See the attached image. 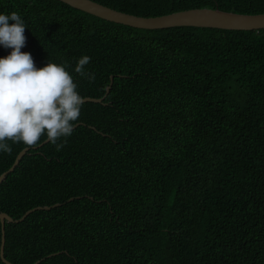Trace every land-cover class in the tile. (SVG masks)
<instances>
[{
  "label": "trees",
  "instance_id": "obj_1",
  "mask_svg": "<svg viewBox=\"0 0 264 264\" xmlns=\"http://www.w3.org/2000/svg\"><path fill=\"white\" fill-rule=\"evenodd\" d=\"M94 1L140 16L264 12V0ZM13 11L27 24L21 52L35 67L67 62L82 97H100L112 83L105 104L83 102L66 146L30 148L0 182V212L14 219L59 203L5 220L4 257L264 264V28L147 29L59 0H0V13ZM10 51L0 46V58ZM82 55L94 81L74 72ZM8 143L0 174L33 146Z\"/></svg>",
  "mask_w": 264,
  "mask_h": 264
},
{
  "label": "clouds",
  "instance_id": "obj_2",
  "mask_svg": "<svg viewBox=\"0 0 264 264\" xmlns=\"http://www.w3.org/2000/svg\"><path fill=\"white\" fill-rule=\"evenodd\" d=\"M26 28L18 12L0 13V46L11 49L0 58V151L9 155L12 148L8 141L31 146L45 135L60 151L73 133L84 101L66 70L67 62L47 59L38 69L31 54L21 52ZM90 61L87 55L79 57L74 72L94 81L95 74L85 70Z\"/></svg>",
  "mask_w": 264,
  "mask_h": 264
},
{
  "label": "water",
  "instance_id": "obj_3",
  "mask_svg": "<svg viewBox=\"0 0 264 264\" xmlns=\"http://www.w3.org/2000/svg\"><path fill=\"white\" fill-rule=\"evenodd\" d=\"M74 8L80 9L89 14L95 15L105 20L113 21L116 23L126 24L133 27L157 29L173 26H197V27H214L223 29H239V30H258L264 28V12L256 14L237 13L233 11L221 10L219 8L210 7H198L189 8L184 10H178L167 14L157 16H140L130 14L124 11H120L104 4H101L94 0H59ZM112 83V77L110 83L106 86L105 93L100 97L85 96L83 102H95L103 103ZM82 122H76L74 127L81 124ZM93 128V126H89ZM47 142V137L31 147L22 148L14 158L11 166L0 174V182L5 176L13 171L18 164L20 158L30 149L41 147ZM70 197L68 201L72 200ZM59 203L52 205L35 206L26 210L20 217L14 219L5 212H0V258L5 264H13L4 257V243H5V220L17 223L22 221L30 212L38 209L48 210L52 207L58 206ZM59 252L50 253L46 257H50ZM36 260L31 264H38L42 259Z\"/></svg>",
  "mask_w": 264,
  "mask_h": 264
}]
</instances>
